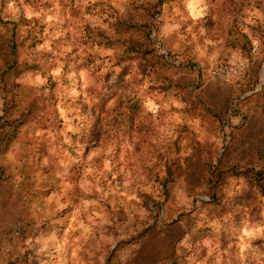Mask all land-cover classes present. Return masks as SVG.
Masks as SVG:
<instances>
[{
  "label": "rangeland",
  "instance_id": "rangeland-1",
  "mask_svg": "<svg viewBox=\"0 0 264 264\" xmlns=\"http://www.w3.org/2000/svg\"><path fill=\"white\" fill-rule=\"evenodd\" d=\"M0 141V264H264V0H0Z\"/></svg>",
  "mask_w": 264,
  "mask_h": 264
},
{
  "label": "built area",
  "instance_id": "built-area-1",
  "mask_svg": "<svg viewBox=\"0 0 264 264\" xmlns=\"http://www.w3.org/2000/svg\"><path fill=\"white\" fill-rule=\"evenodd\" d=\"M249 66L250 64L247 60H240L234 63H221L213 69V74L238 81L245 77Z\"/></svg>",
  "mask_w": 264,
  "mask_h": 264
},
{
  "label": "trees",
  "instance_id": "trees-1",
  "mask_svg": "<svg viewBox=\"0 0 264 264\" xmlns=\"http://www.w3.org/2000/svg\"><path fill=\"white\" fill-rule=\"evenodd\" d=\"M140 45L141 46H137L136 49L143 51V53L145 52V53L148 54L152 50V49H150L151 47H148L146 44L144 45V44L141 43ZM12 54H13V56H15V54H16L15 50L12 51ZM7 62H8V65H7L8 68L7 69H9V68H12L13 69V67H11V66H14V62L11 61V60L10 61H7ZM9 64L11 65L10 67H9ZM21 122L24 123V121H21ZM8 147H9V141H7L5 143V145H3V146H1V144H0V152H5L8 149ZM251 178L254 180V183L256 184V186L264 194V170L256 171L254 173L253 177H251Z\"/></svg>",
  "mask_w": 264,
  "mask_h": 264
}]
</instances>
